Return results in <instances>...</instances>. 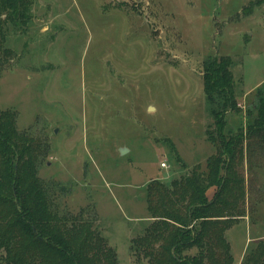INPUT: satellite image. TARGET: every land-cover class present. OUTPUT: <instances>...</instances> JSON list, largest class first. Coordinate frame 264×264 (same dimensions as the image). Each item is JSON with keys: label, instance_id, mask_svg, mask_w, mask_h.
<instances>
[{"label": "rangeland", "instance_id": "1", "mask_svg": "<svg viewBox=\"0 0 264 264\" xmlns=\"http://www.w3.org/2000/svg\"><path fill=\"white\" fill-rule=\"evenodd\" d=\"M30 11L26 28L5 25L13 54L0 72V109L14 110L32 139L60 212L92 221L118 264H149L132 249L155 222L148 183L204 170L217 152L203 62L231 59L240 110L226 129L245 125L264 86V0H33ZM249 144L237 166L243 213L225 231L233 264L264 241V141Z\"/></svg>", "mask_w": 264, "mask_h": 264}, {"label": "trees", "instance_id": "2", "mask_svg": "<svg viewBox=\"0 0 264 264\" xmlns=\"http://www.w3.org/2000/svg\"><path fill=\"white\" fill-rule=\"evenodd\" d=\"M33 0H0V72L13 52L7 45L9 25L28 26ZM231 59L213 56L203 62L202 85L213 126L208 132L216 153L190 173L170 184L150 180L147 210L155 219L132 249L149 264H233L225 231L231 216H242L238 201L244 196V178L237 166L252 150L249 141H264V86L245 110V125L226 129V115L239 111ZM16 113L0 109V251L4 264H118L92 221L61 213L38 176V154L33 141L17 130ZM247 160V157H246ZM216 190L211 200L206 192ZM62 195L66 186L56 185ZM158 243V244H157ZM157 245V246H156ZM196 249L195 254L185 251ZM240 264H264V241L245 253Z\"/></svg>", "mask_w": 264, "mask_h": 264}, {"label": "water", "instance_id": "3", "mask_svg": "<svg viewBox=\"0 0 264 264\" xmlns=\"http://www.w3.org/2000/svg\"><path fill=\"white\" fill-rule=\"evenodd\" d=\"M118 150H119L120 154H125V153H127L129 151L126 147H119Z\"/></svg>", "mask_w": 264, "mask_h": 264}, {"label": "built area", "instance_id": "4", "mask_svg": "<svg viewBox=\"0 0 264 264\" xmlns=\"http://www.w3.org/2000/svg\"><path fill=\"white\" fill-rule=\"evenodd\" d=\"M161 166L163 167V166H167V165H165V162H163V163H161Z\"/></svg>", "mask_w": 264, "mask_h": 264}]
</instances>
